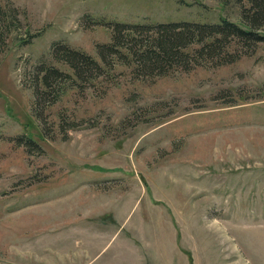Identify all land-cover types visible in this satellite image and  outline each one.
<instances>
[{"label":"rangeland","instance_id":"obj_1","mask_svg":"<svg viewBox=\"0 0 264 264\" xmlns=\"http://www.w3.org/2000/svg\"><path fill=\"white\" fill-rule=\"evenodd\" d=\"M239 1L0 0V264H264V42L85 82L52 56L97 58L105 23L240 24ZM41 64L74 82L40 113Z\"/></svg>","mask_w":264,"mask_h":264},{"label":"trees","instance_id":"obj_2","mask_svg":"<svg viewBox=\"0 0 264 264\" xmlns=\"http://www.w3.org/2000/svg\"><path fill=\"white\" fill-rule=\"evenodd\" d=\"M244 1L248 5L239 1L240 24L225 17L216 23H105L110 28L111 39L96 45L97 58L60 42L53 44L52 56L56 62L72 69L79 82L114 70L116 65L126 66L133 73L155 76L167 74L171 67L186 71L191 65L232 63L242 53L239 48L253 49L264 42V0ZM37 70L33 84L34 108L41 113V104H50L57 96L53 94L42 103L48 93L57 85L68 81L71 84L74 76L57 66L41 64Z\"/></svg>","mask_w":264,"mask_h":264}]
</instances>
